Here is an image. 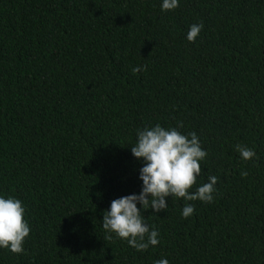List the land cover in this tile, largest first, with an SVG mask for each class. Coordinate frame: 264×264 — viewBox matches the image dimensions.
Returning a JSON list of instances; mask_svg holds the SVG:
<instances>
[{
  "label": "trees",
  "instance_id": "obj_1",
  "mask_svg": "<svg viewBox=\"0 0 264 264\" xmlns=\"http://www.w3.org/2000/svg\"><path fill=\"white\" fill-rule=\"evenodd\" d=\"M160 6L0 0V194L23 202L31 227L24 253L0 249V264H264V0ZM155 124L198 135L197 184L214 175L217 192L143 212L160 243L138 252L106 239L102 218L139 193L130 145Z\"/></svg>",
  "mask_w": 264,
  "mask_h": 264
},
{
  "label": "clouds",
  "instance_id": "obj_2",
  "mask_svg": "<svg viewBox=\"0 0 264 264\" xmlns=\"http://www.w3.org/2000/svg\"><path fill=\"white\" fill-rule=\"evenodd\" d=\"M179 3L180 0H161V11H173ZM202 29V23L191 25L186 39L194 43ZM132 71H147V65L134 67ZM180 127L182 125L166 128L155 124L136 130V140L130 145V151L142 164L138 171L141 188L139 193L113 199L103 212L102 227L107 233L106 239L111 240L114 235L138 252L147 251L160 243V233L148 223L143 212L151 209V215L155 216L166 212L169 197L207 204L214 202L218 178L209 176L208 182L197 184L202 174V162L208 153L195 132L184 134L179 131ZM235 150L244 161L257 159V153L247 145L237 144ZM194 211V206L186 203L181 216L189 218ZM25 213V205L20 199L0 194V249L24 253V243L31 232ZM155 264H169V260L161 258Z\"/></svg>",
  "mask_w": 264,
  "mask_h": 264
}]
</instances>
